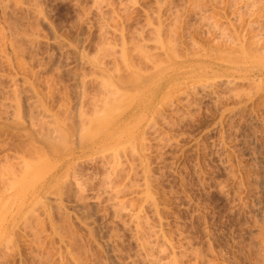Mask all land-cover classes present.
I'll use <instances>...</instances> for the list:
<instances>
[{"label": "rangeland", "instance_id": "rangeland-1", "mask_svg": "<svg viewBox=\"0 0 264 264\" xmlns=\"http://www.w3.org/2000/svg\"><path fill=\"white\" fill-rule=\"evenodd\" d=\"M0 1L6 3L0 4V33H2L5 29V37H7L9 42L11 43H15L17 41L16 43L18 45H20V43L21 45L26 43V45H23L24 47H30V45L33 47L35 46L34 49L38 47V51H36L37 49L34 50L32 47H30L29 50V52H31L30 56L34 53H37L38 56H35L36 54H34L33 57H28L32 60L34 59V57H36L35 60L30 63L33 64L38 60L42 64L40 65L39 62V65H37V62V64L34 63L33 65H36V68L31 64L33 68L37 70V78L36 81L33 82L35 84H39L38 89H41L39 88L41 86L43 88L42 90L46 91L48 90V86H52L50 84L47 86V83H44L45 81L48 83L50 82L51 78L49 80V78L46 79L44 77H48V75H51L52 73L57 75L59 77V80H61L57 83L59 85V88H57L60 90L56 88V91L54 90L53 92L57 93V90L60 92L63 91L67 93V97L63 92L62 93L64 95H60L58 94V92L54 95L55 97L53 96L55 99L51 97L52 99L50 98V100H48V103L50 102L49 105L54 107L57 105L56 107H58V103L61 102L60 99H62L63 96H65L64 101H67V98L70 97L68 101L71 100V103H69H73L72 105H74L77 98V89H75L76 82L75 79H73V71L75 68L76 70L78 68L79 71L81 67L78 66L75 62V59L77 58V55L74 54L75 48H71V50H73L72 52L70 49H68V52L66 48H64L63 50L61 46L59 47L60 44L58 43H60V41H62L61 43H63L64 41V44H66V42L72 41L73 44H76L74 46H82V48H85L86 50H84L89 53H93L95 51L96 47L101 43L100 37L96 35L98 34L99 30V21L98 26L95 25L97 22L96 19L100 20V16H97V14L92 9V11L95 13V15H93L92 12V16H97V18L92 17L91 13L89 12L91 18L89 22L91 23L87 25L86 21H84L86 20L87 16L86 14V17L83 16L84 12L81 13L82 8H80V6H82L87 7V9H91L90 6L92 4V0ZM209 1L206 0L202 2H205V5L207 6L206 3H208ZM235 1L237 4H240L237 2L239 0ZM248 1L249 0L245 1L249 3V5L246 4L245 7L243 5V3L245 2L242 3L241 0L239 1L242 3L240 6L236 3L234 4L233 0H213L211 2L212 5L208 4L209 9H207L208 6L205 7L203 5L204 7H202L204 9L201 8L196 11L195 9L199 8L201 0H193V2L197 3L196 5L194 3L195 8L193 9L191 8L193 7L192 0H167V2L164 0V2H166L167 4L169 2V4H171V7L173 6L175 8L174 9L172 7V10L174 12L171 9H168L169 11L171 10L170 13H174L172 14L173 16L170 15V13L165 14L166 9L168 8L167 6L169 5L165 4L167 6L164 9V17L166 16L167 19L169 18L168 20H166L165 18L166 23H168L170 19L172 20H170V23L173 22V19H175L174 17L176 16L180 17H176L177 19H179V21H177L178 23L181 22L184 26H181L183 32L180 34V39H178V46L180 48V51L183 53L188 49L189 51H198L200 46H203L207 49L209 47H212L211 45L215 44H212V40L214 39L211 40V38H213V34L215 35V32L213 34L212 32L215 30H212L214 28H211L209 27L210 25H207V22L210 23V21H207L205 23V17H203V19L196 18L200 16L196 13L203 10L205 11L203 12L205 15L208 12V14L206 15L207 17L209 15H212V17L210 16L211 19L215 17V19L212 20H216L218 18V24L223 25H220V27L228 28L225 29L226 32H228L227 34H229L231 31V34H229V36L231 35L232 37H230V46L236 39V41H239H235V43H244L245 47L248 46L246 47L247 49L252 48L253 50L254 47H256L254 45H257L261 41V37L262 41L264 40V9H262L264 7L261 5L259 7V0H257L258 4H254L253 1ZM115 2H117L116 5L119 4L118 0H112L113 4H115ZM141 2L144 6H149L151 4H154L155 0H145ZM190 2L192 3L191 6ZM250 2L256 5L255 7L253 5L255 9V11L253 10V12L251 11L253 7L250 6L252 5L250 4ZM33 3L37 6L42 5L40 10L42 9L41 11L43 12L41 14H43V16L30 10V6H32ZM24 5H29V7L27 6L26 8V6ZM105 5L106 4H104L103 7H105ZM197 5L199 6L197 7ZM235 5L239 7L237 8ZM1 7L5 8L2 9ZM243 7H245L246 9H244ZM211 8H214L215 10L213 9L214 11H212ZM259 8L262 9L261 18H257V16L260 15L256 14L260 12ZM236 9L237 14L235 13ZM238 9L241 11L239 12ZM247 9L250 10L251 13ZM135 10V13L133 11L129 12L130 14L132 13L131 16H134L133 18H130L131 16L128 13V15L130 16L128 20H130L131 23L129 21L126 22V24L128 23L127 26L129 25V23L131 26L136 24V22L143 23V13L142 11H140L141 9H138V11ZM193 10L194 12H196L194 13ZM177 11L179 12L177 13L178 15L176 14ZM254 12H256L255 14L257 16L251 15ZM239 13L240 15H238ZM170 16L172 17L170 18ZM81 17H84L85 19ZM253 17H255L256 19ZM80 19L83 21H81ZM208 19L209 17L206 20ZM251 19H255L254 21L261 20V24L260 22H258V24L257 21L253 22ZM250 20L252 22H250ZM83 22L85 25L83 24ZM249 22L251 24H249ZM255 23H257L256 25H261L262 27L258 26V30V27L255 25ZM90 24H94L95 29L92 27V25L89 26ZM31 26L32 28H35L33 29V31L31 30ZM204 26L206 28L208 26V28L204 29ZM128 27H126L127 31ZM210 28L212 31L209 32ZM260 28L263 29L261 31V34H263L261 37L259 36L261 35L259 32L261 30ZM20 29L21 31L23 29L21 35ZM36 29H39V32H37ZM25 30L26 32L27 30H31L28 32L29 34L33 32L35 33L36 31L37 34L39 33L38 36L41 37L42 40H40L39 38L38 41L36 40L35 45L30 43V45H28V40L20 38V36L25 37L22 35ZM26 32L24 35L27 34ZM208 32L211 33L212 36H210ZM255 33H258L257 35L259 37ZM3 34H1L0 37L3 38V36L5 35ZM9 34H12L13 37L15 36L14 39L19 36L18 38H20L21 40L18 38V40H12V35L10 36ZM16 34L18 35L16 36ZM254 34L255 36H257L255 37L256 39H260L259 41L258 39H254ZM234 35H236L237 37ZM54 36L57 37L55 38ZM5 37L3 38L5 40H3V43L2 40H0V105L3 100V102L5 101V103L2 102V104L6 107H9L6 103H10L9 101H11L10 99H12V97H9L10 99L7 98V91L9 92V90L13 86H10V88L7 87L9 83L15 86V83L10 81L11 77L17 80H15V82L17 86H19V81L24 82L23 76H26V74L23 73L21 69L17 68V70L22 71H20L22 74H16L18 72L14 68L17 66V62L16 59L15 62L13 60L15 58L13 46L17 47L18 45L15 44V46L14 44H12L7 47L8 44L6 43V46H4V42L8 41ZM111 37L112 36H110V38ZM193 39H195V41H198L197 45L199 46L196 50L195 48L197 47L195 46L197 45ZM252 40L257 41L255 42L256 44H253L254 42ZM191 41L193 46L195 44V48H193V46L192 48H190L192 44L190 45L189 42ZM221 41L219 43L222 48V46L224 47L226 46V44L225 42H223L224 39L222 41L223 43ZM37 42L38 44L36 45ZM249 43L251 44V47L249 46ZM260 43L263 47L260 46V44L259 46L261 49H263L261 50L259 48L258 50H261L263 52L264 43ZM1 45H3V48ZM227 45L229 46L228 42ZM228 46L224 47V49L226 50ZM232 47L233 46L229 48ZM3 49L4 51L7 49V52L10 51L11 55L9 53L8 56L6 51L2 52ZM9 49H12L13 53ZM33 50L34 53H32ZM61 50H63L62 53ZM227 50L231 52V49ZM192 51L189 52V54L192 53ZM235 51L236 49H234V51L232 50L231 54H233V52ZM237 51L239 53L238 48ZM254 51L257 52V47L254 49ZM1 52L4 54L6 53L5 55L8 56V58L10 57L9 59H11L12 56L14 65L11 60L9 61L10 63L7 62L8 60ZM65 52L67 53V55ZM27 54L29 55L28 52L26 53V55ZM40 56L42 58L41 61L39 60ZM64 57H68V59ZM60 59H62V62ZM63 60H65L66 63H64ZM66 60H69L70 63H68L71 65L67 64ZM29 61L30 60H28V62ZM11 65L15 67L12 66V68L10 67ZM37 66H40L41 68H38ZM86 69L89 68L86 67ZM14 70L16 71V73ZM257 71L258 70H256L255 72L251 71L250 74H246L245 72L231 73L229 76L221 74L210 79H208V77L206 78L205 75L200 73L193 79L183 80L181 85H178V87L175 86L167 88L165 93L167 94V99L161 104L159 114L155 116L154 125H152V128L148 131L146 136V148H143V150H145L143 151L145 153L143 158L144 163H142L143 165L138 162V159L140 158L136 154V152L138 151L136 146V149H134L137 151L134 152L133 150L134 154L132 150L129 149L131 147H126V145L129 146V143L124 145L120 149L124 150L126 147L125 153H127L124 154V151L122 150L123 152H121L123 154H120L121 152L119 151L118 155H120V158L125 159L123 160L124 162H122L123 167H121V170L119 169L121 171L119 172V174L121 175L117 176L118 178L114 176L115 178H117V180H115V184L113 185L114 180L111 179L113 180L111 184L114 187H119V185L120 187L123 186V191L119 187L121 190V194L119 193V198H123L121 199L126 202L128 209L132 210L134 208L133 210L138 211V209H141L143 211L144 208L145 211L142 215L144 216V218L149 217L148 219L145 218V220L147 219L148 222L150 221L149 223H152L151 225L154 224L155 227L159 223L163 226L161 227L159 226V224L157 227H159L161 231L164 230V232L162 233H164V236H166L165 238L169 242L171 241L170 243H173V248H176V252L173 251L176 255L174 256H178V258H175L173 256L172 250H166L168 247H170L168 246L165 248V253L162 252L165 255H163L162 253L159 254V250L158 252L155 251L156 254L158 253L162 257V260H166L172 255L171 257L173 259L175 258L176 260H178V264L179 262L180 264H264V75L259 74V72ZM19 75L22 76V78ZM15 77L19 78L17 79ZM39 77H41L42 79L40 78L41 80L38 81ZM58 77L55 78L56 81ZM44 84L46 87L44 86ZM19 87L22 88L23 84H21ZM5 92L7 94H5ZM25 92L27 91H24L22 93ZM22 95L20 96V98L23 97L21 99V105L23 106L22 109L24 112H22V115H24L25 118L28 116V119V114H30L28 113L30 110L28 108L29 106L26 107V97H28V94L26 93V97L25 94ZM3 96H5V99L9 101L6 102ZM64 101L62 99V103L68 104V102ZM72 105L69 106L72 107ZM10 111H12V109H9V111L7 112L9 113ZM4 112V107H2L1 105V120L4 121L5 119H8L7 117L9 116V118H11V115H9L11 113H9L8 116L7 113ZM19 132L10 127H0V157L4 158L5 154H7L8 157L10 156L12 158L16 154H25V152L27 153L29 151L28 141H26L27 139L24 137L23 133ZM130 144H132V146L134 147L133 143ZM130 151L132 152V154L128 156L129 153H131ZM108 154L109 155H107L106 158H103L100 155L101 157H91L89 159H84L79 163L76 172L81 177L79 178L78 176V178L82 181L81 182L79 180L81 188L84 187L82 190L83 192H85L86 198L82 196L84 195L82 191L79 192L77 190L78 188L76 187V185H74L75 183H72L66 189V194L61 202V205L63 206L59 207L57 205L56 207L57 209L61 208V211H57L55 208V204L53 205L55 208L53 209V217H55V219H58V221L61 223L63 218L66 217V213L68 212L67 215H69L68 218L70 219L69 225H72V227L70 225L71 228L75 227L74 231L75 233L77 232L76 238L79 237V239H77L78 241H69L70 238H68V236H72L73 230H71L68 226L67 227L69 228V230L68 228L67 230L71 231V233L68 231H63L67 234L65 235L64 233L65 237L63 236V238H68V240L61 238L62 233L60 231L62 230V228L59 229V232L56 235L52 231V226L50 227V220L45 216L43 219H48L44 221L46 223V231L48 232H44L42 235L43 238L41 244L43 245L39 247L36 246V244L34 245V242L32 241L33 238H30V233H28L26 230L24 231L23 229H21L20 233L17 236L18 239L16 241V245L9 248V253L7 251L5 252V254L7 253L6 255L2 254L0 256V264H68V262H70V264H73L74 262L73 260H71L72 258L69 257L71 255H69L68 253L71 251V249L75 253L83 252L82 256L83 258L85 257L88 260V264H146V262H144L145 260H143V258L141 259L142 255L140 256V251H138L139 246H137V236L135 234L134 227L131 226L130 228V226L123 225V222H126V219L127 223L129 222V217L127 215H124L126 214V212H123L122 215L118 214L115 216L111 206H108L111 204L114 198L111 197L109 199L107 198V194L104 195V193H106L104 192L105 185L110 184L108 183V180L110 179V177L108 176V173L110 171L109 165L111 166L113 163V154ZM110 155L111 157H109ZM132 155L135 157H132ZM134 158L136 159V162H138V164L140 163V165L137 166V164L134 163ZM129 160H132L131 162L133 164ZM147 163L148 166L146 165ZM130 165L136 166L135 169L133 166V172L130 168ZM122 169L124 170L122 171ZM130 170L132 173L131 176H129L131 178L130 181L132 180V182H130L128 179ZM146 172H150V175ZM144 182L146 183V187H143ZM124 185H126L127 187H125ZM148 185L149 187H147ZM107 188L108 186L106 187V189ZM145 188L147 192H150L149 194H152V197H150L151 199L149 200L153 201V203L150 202V205L148 201L145 202V197L144 200L140 199L143 198L141 196L143 194L142 191H144ZM138 190L141 191L142 194H140ZM77 191L82 194L77 193ZM78 194L81 195L82 198H85V200H81V196H79ZM96 196L97 201L95 198ZM127 198L129 201H131L129 202L128 200H125ZM99 200L101 201L98 202ZM63 211L66 213H63V218H61L60 216ZM42 212L44 211H40V214L44 216V213ZM58 212L61 213H59V218ZM119 215H121V217H119ZM68 218L66 217L67 222ZM119 220L121 222H119ZM151 225L149 226L150 229L148 228V226H146L147 230L149 229V232L146 231V229L144 230V232L146 231L148 235L147 236L145 233L144 236L148 237L149 240L150 238H153V236H150L151 234H149L151 233L150 231L152 229H157V227H153L151 229ZM68 233H70L71 236L70 234L68 235ZM71 238L73 239V236ZM160 240H163V238ZM160 240L156 242L153 238L150 241H153L152 244H154V241L157 244H162V241ZM66 242L68 244H66ZM69 243H75V245H70ZM157 244L154 245L156 246V249H159L157 247L159 245ZM78 246L81 248H85L86 246V249L82 248V251ZM161 246L163 248L164 244ZM64 251L68 253L67 258V254H62L65 253ZM72 251L71 254H73ZM84 253L86 255H84ZM58 256L61 260L65 258L62 261L66 262L68 257L69 260H67L68 262L66 263H62V261H60L59 259V263ZM161 257L158 258L157 256L159 260L161 259ZM87 260H85L86 264ZM162 260H160L159 262L163 263L164 260ZM164 264L169 263L167 261L166 263L164 262Z\"/></svg>", "mask_w": 264, "mask_h": 264}, {"label": "bare ground", "instance_id": "bare-ground-1", "mask_svg": "<svg viewBox=\"0 0 264 264\" xmlns=\"http://www.w3.org/2000/svg\"><path fill=\"white\" fill-rule=\"evenodd\" d=\"M4 1H6V0H4ZM13 1H15V0H13ZM33 1H36V0H33ZM141 1H145V0H118L119 4L116 5L117 2H115V4H113L112 0L111 1L110 0L109 1L108 0H92V4L90 6L91 9H87V7L80 6V8H82L81 13L84 12L83 16H85V14L87 16L86 20H84V21H86L87 25L89 23H91L89 21L91 19L90 13L92 16V12H93L92 9L97 14V16H100V20L96 19L97 22L95 25L98 26V21H99V26H98L99 30H98V34H96V35H98L100 37L101 43L98 46L96 45L97 47H96L94 52L92 51L93 53H91V52L89 53V52L85 51L86 49L82 48V46L81 47H78L79 45L74 46L76 44H73L72 41H71L72 44L70 41H69L70 43L65 41L66 44H64V41H63V43H61L62 41H60V43H58V44H60L59 47L61 46V48H63V50H64V48H66L68 52H69L68 49L71 50V48H75L74 50L76 53L74 52V54L77 55V58L75 59V57H76V55H75L74 59L76 60L75 62L77 63V65L81 67V69L79 71H78V68H77V70L75 68L73 71L74 72V75H73L74 78L73 79H75V82H76L75 83L76 84L75 89H77L76 90L77 91L76 92L77 98H76V102L74 105H72L73 103L70 104L71 100L68 101V99H70V97L67 98V101H64V97L65 96L67 97V95H66L67 93H65L61 90L65 94V96H63V97L61 96L63 101L68 102V104L72 105V107L69 106L67 103H62V99H60L61 102L58 103V107H56L57 105L55 106L56 108L54 106L49 105L50 102L48 103V100H50L51 97H53L58 92H59L58 94H60V95L63 94L62 92L58 91L60 89H58L59 85L57 83H58V81H61V80H59V77L57 75H55L54 73H52L51 75H48V77H44L46 79L49 78V80L51 78V80H50L51 83L50 82L48 83L46 81L44 83H47L46 84L47 86L49 84L52 85V86H48V90L45 89L46 91L42 90L43 88L41 86L39 87L41 89H38L39 84H35L33 82V81H36V78H37L36 77L37 76V73H36L37 70L33 68V66H34L33 64L34 63L37 64L39 61L36 59L37 61H35L32 64L30 62H33V60H35L36 57H34L33 60L29 59V58L31 56L33 57L34 54H36L35 56H38L37 53H34V50L37 49L36 51H38V47H36V49H34L35 46L33 47L30 44L35 45L36 40L38 41L39 38H40V40H42L41 37L38 36L39 33L38 34L36 33V31L39 32L38 31L39 29L38 30L36 29V31L34 30L35 33L33 32V33L29 34L28 33L29 31H31V30L33 31V29H35V28H32V26H31V28H32V29L30 28L31 30H29V31L27 30V32L25 30L24 33L22 34L25 37L20 36V38H24L25 40H28L27 44L30 45V47H32L34 49L32 51V53H34V54H32L31 56H30L31 52H29L30 47L25 46L26 47L25 48L23 46V45H26L25 42H23L25 44H22V45L20 43L21 46L16 43L17 41L15 43L14 42L11 43V42H9L8 38L5 37L6 36L5 29H4L5 32L3 31L2 33H0V36H1V34L4 33L5 35L3 34L4 35L3 38L5 37L8 40V41L6 40L7 42H4V46H6V43L8 44L7 47H9V45H12V44L18 45L17 47L13 46L14 52H15V55H14L15 58L13 60L15 62V59H16L17 66L16 67L13 66L14 62L12 61V56H11V59H9L10 57L8 58L9 53H10L9 50H11L13 53L12 49H9L8 50L9 52L6 51L7 49L5 50L6 53L8 54V56L5 55L6 53L5 54L2 53V52H5L4 49L1 53L4 54V57L8 60L7 62H9L11 60V62L13 63V65H11L10 67L13 66V67H15L14 69H16V68L21 69L23 71V73L26 74V76H23L24 82L19 81L20 85L23 84L22 88L19 87L20 85L17 86V84L15 82L16 79H14L13 77H11V79H10L8 77L10 79V81L15 83V86L11 85L9 83L7 88H10V86L11 87L13 86L14 88L12 87L10 90L8 89L9 90V92L7 91L8 94L6 92H5V94H7L8 99H10L11 97H12V99H10L11 101H9V100L5 99V96H3L4 100H6V102L9 101L10 103H6L7 106H9V107H6L5 105L2 104V102H3V100H2L1 105H2V107H4V110H5L4 113H7V115L9 113H11V114H9V115H11V118H9L10 116L8 115L9 116V117H7L8 119H5L4 121L0 119V127L1 128L10 127V128L17 130L18 132L20 131L19 133L24 134V137L27 139L26 141H28V145H29V151L27 153L25 152V154H20V155L16 154L12 158L10 156H9L10 157L9 158L7 154H5L4 158L0 157L1 158L0 159V256L2 254H5V252H7V251L9 253V251H10L9 248L16 245V241L18 239L17 236L20 233L21 229H23L24 231L26 230L28 233H30V238L31 237L33 238L32 241L34 242L33 243L34 245L36 244V246H38V247L42 246L43 245V244H41L42 238H43L42 235L44 232H48V231H46L47 229H46V225H45L46 223L44 222L45 220H48V219L50 220V222H51L50 227L52 226L51 227L52 231L56 235L58 234L59 229L62 228V230L60 231L62 233V237H61L62 239H65V238H63V236L65 237V235H67L65 232L68 231L69 228L74 231L75 227L71 228L72 225L70 224L71 227L69 225L70 219L68 218L69 215H67L68 212L66 213L63 211L62 214L60 212H58V218H59L60 214H61L60 217L63 218V213H66V217L68 218V222L66 221V217H64L63 220L60 218L62 220V223H61L58 221V219H55V217H53V213H54L53 209H55L57 207V205L59 207L63 206V205H61V202L64 199V196L66 194V189L68 186H70V184L75 183L74 185H76V187L78 188L77 190L79 192L80 191L83 192L82 189L84 187L81 188V185L79 182V180L81 181V179H79L81 177L76 172V169L79 166V163L84 159H89L91 157H96V156L97 157L102 156L103 158H106V156L109 155L108 153L113 154L112 155L113 156V159H112L113 163L111 166L109 165L110 171L108 173V176L110 177V179L108 180V183H110V184H106V182H107V179H106V182H105L106 185L104 188V190H105L104 192H106V193H104V195L107 194V198L110 199L112 197L114 199L110 205H108V204L107 205L111 206V208L114 211L115 216L118 214L122 215L123 212L124 213L126 212V214H124V215H127L129 217V222L127 223V219H126V222H123L124 223L123 225L130 226V228H131V226L134 227L135 234L137 236L136 237V240L138 243L137 246H139L138 251H140V253H139L140 256L142 255L141 259L143 258V260H145L144 262H146V264L147 263L148 264H159L160 263L159 261L162 260V257L159 255L160 253H162V252L165 253L166 250L170 249V250H172L173 256L175 255L174 253L176 252L175 251L176 248H173V246H174L173 243H170L171 241L169 242L165 238L166 236H164V233H162V232H164V230L161 231V229H159V227H157L160 223L158 225H156L157 229H152L153 227L154 228H156V227L154 224L151 225L152 223L150 224L149 223L150 221L148 222L147 219L149 217L148 218L145 217V218H147L145 220L144 216L142 215L143 212L145 211L144 208H143V211L141 209H138V211H137V210H133L134 208L131 206L133 209L131 208L132 210H130V209H128V207L126 205V202L124 200H122L123 198L122 197H121L122 199L119 198L120 194H121V190L123 191V189H122L123 186L120 187V185H119L121 190L118 186L117 187L113 186L115 184L114 183L115 180H117V178H118L117 176L121 175V174H119V172H121L120 171L121 167H123L122 162H124L123 160L125 159V158L124 159L120 158V155H118L119 151L121 152L123 149L122 150H120V149L124 145L129 143V146L126 145V147L127 148L131 147L129 149L132 150V152H133V150H134V152L137 151V150H135L137 148L138 151L136 152V154L140 158V159H138V162H140L141 164L144 163L143 158H144L145 153L143 151H145V150H143V148H146L145 147L146 141H147L146 136H147L148 131L152 128V125H154L155 116L157 114H159V111L161 109V104L167 99V94H165L167 88L175 87V86L178 87V85H181L183 80L193 79V78L197 77L200 73L205 75L206 78L208 77V79L219 76L221 74L226 75V76H229L231 73H240V72L241 73L245 72L246 74H248V73L250 74L251 71L255 72L256 70H258L257 72H259V74L264 75V50L262 52L261 50L263 48L262 49L260 48V46H262L260 42L264 43V40L262 41V37H261L264 33L261 34V31L263 29L260 28L261 30L259 32L261 35H259V36L261 37L260 38L261 41L257 45H254L257 47V52H255L256 50L254 51V49L256 48L254 46H253L254 49L252 50V48L247 49L246 47H248V46L245 47L244 43H239V42L235 43L236 39L235 40L232 39V40H234V42L233 41L232 42L234 43L235 46L232 43L231 46H233V47L229 48V47H231L230 44H231V38L232 37H231V35L229 36V34H231V31L229 34H227L228 32H226L225 29H228V28L220 27L221 24L220 25L218 24V21H217L218 18L217 17H216L217 18L216 20H212V19H215V17L211 19L210 16L212 17V15H209L208 17H209V19L212 20V22H211V20H209V19L206 20L208 18L206 16L208 14V12L206 15L203 13V12H205L203 10L204 9L203 7L204 6L207 7L208 4L210 5L213 0L212 1L210 0L211 2L209 0H207V1H209L208 3H206L207 6L205 5V2H202V1H206V0H201V4H200L201 7L199 5H197V7L199 6V8H197L195 10L197 11V10L203 8L202 9L203 11H201V12L198 11L196 14L200 15L201 17L199 16L196 18L203 19V17H205V18L207 17L206 19L204 18L205 23L207 21H210V23L207 22V25H210L209 27L214 28L212 30H215L212 32V34L215 32V35L213 34V38H211V40L212 39L215 40V42H214V40H212L213 41L212 44L215 43L214 44L215 46L210 44L212 47H209L207 49L204 48L203 46H200L199 50L195 51V52H194V50L192 51L190 49L193 53V56H192V53L189 54V52H191V51H189L188 48H187L188 50H186L183 53L180 51V48L178 46V42H179L178 39H180L179 38L180 34L183 32L181 26H184L181 22L178 23L179 19H177V18H180V17L175 15L177 17V18L174 17L176 19V21H175V19L172 18L173 22H171V23H170L171 19L168 21V23H166V21H165V18H166V20L169 19V18L167 19L166 16L164 17V9L169 4V2L167 4L166 3L167 0H165L166 2H164V0L163 1L162 0H155L154 4H151L149 6L148 5L144 6ZM195 1H198V0H195ZM234 1L235 0H233V2ZM239 1H237V2L240 4H237L236 1L234 2V4L236 3L237 5L240 6L243 2H245L247 0H245V1L241 0L242 3ZM249 1H253L254 4H258L257 0H256V2H255V0H249ZM261 1L259 0V3H260L259 7H260V5L264 7V5H262V4H264V2H263L264 0L262 1L263 3ZM192 2H193V0H192ZM199 2H198V4H199ZM2 3L6 4L5 2L0 1V4H2ZM16 3H17V1H16ZM18 3H20V2H18ZM34 3L32 6H30V8H31L30 10H32L34 13L41 14L43 12V11H41L42 9L40 10L42 5L40 4L41 6H37ZM36 3H38V2H36ZM88 3H90V2H88ZM194 3H195V5L197 4L196 2H193V4L190 2V6H191V4L193 6V7H191L192 9L195 8ZM202 3H204V4H202ZM104 4H106L105 7H103ZM165 4H167V5H165ZM246 4L249 5V3H247V2L243 3L244 6ZM250 4H252V3L250 2ZM254 4H252L250 6L253 7ZM169 5H170V7H169ZM169 5L167 6L168 8L166 9L165 14L170 13V11L172 10L173 6L171 7V4H169ZM24 6H26V5H24ZM27 6L29 7V5H27ZM27 6H26V8H27ZM239 6H236V7L238 8ZM255 6L256 5H254V7ZM20 7H21V5H20ZM245 7H243V8L246 9ZM254 7H253V9L250 8L252 12H253V10L255 11ZM3 8H5V7H3ZM135 9L137 11H138V9H141L140 11H142V13H143L142 14V17H143L142 22L143 23H139V22L137 23L136 22V24L131 26L130 25L131 21L128 20V18L132 15V13L130 14L129 12L130 11L134 12ZM168 9H171V10L169 11ZM207 9H209V6ZM211 9H212V11L215 10L214 8H211ZM262 9H264V8H262ZM262 9L259 8L260 12L257 10L260 14L254 12L251 15L253 16V15L257 14V15H260V16L256 15L257 18H259V17L261 18L262 17V14H261ZM106 10H108V11H106ZM217 10H218V8H217ZM167 11H169V12H167ZM236 11H237V9L235 10V13H236ZM240 11L241 10H239V12ZM248 11L251 13L250 10H248ZM78 12H79V10H78ZM94 12H93V15H95ZM173 12H171L170 15L174 14ZM193 12H194V10H193ZM88 13H89V15H88ZM128 13L130 16L128 15ZM177 13H179V12L177 11L176 14ZM241 14H242V12H241ZM41 15L43 16V14H41ZM203 15H205V16H203ZM238 15H240V13ZM97 16H95V17L97 18ZM172 16H170V18ZM92 17H94V16H92ZM133 17L134 16H131L130 18H133ZM81 18H84V17H81ZM253 18H255V17H253ZM126 19H127V21H126ZM132 20H135V19H132ZM251 20H250V22H252V21L256 22L257 21V20L256 21H254V20L251 21ZM81 21H83V20H81ZM93 21H95V20H93ZM128 21L130 22L128 25L130 27L127 26L128 23L126 24V22H128ZM213 21H215V22H213ZM260 21L258 20L257 23ZM250 22H249V24H251ZM180 23H181V25H180ZM257 23H255V25ZM83 24H84V22H83ZM260 24H261V22H260ZM91 25L92 24H90L89 26H91ZM95 25L93 24L92 27L94 28ZM252 25H254V24H252ZM97 26H96V28H97ZM205 26H206V24H205ZM205 26H204V29H207L208 26H207V28ZM221 26H223V25H221ZM256 26L262 27L261 25H256ZM126 27H128V31L126 30ZM259 27H258V30H259ZM211 28L209 29V32L212 31ZM0 31H1V27H0ZM22 31H23V29H22ZM22 31L20 29V35H21ZM91 31H92V28H91ZM25 32L27 33L26 35H24ZM54 32H56V31H54ZM16 33H17V31H16ZM258 33H255V34L257 35ZM18 34H19V31H18ZM18 34H16V36ZM209 34H210V36H212L211 33H209ZM255 34H254V39L255 40L258 39V41H259L260 40L259 38H257V39L255 38L258 35L255 36ZM236 35H234V36H236ZM110 36H112V37L110 38ZM18 37L19 36H17V38ZM1 38L2 37H0V40H2V43H3L4 39L3 38L1 39ZM11 38H12V40L20 39V38L14 39L15 36L13 37V35L11 36ZM9 39H10V37H9ZM24 39H23V41H24ZM223 39H224V41H223ZM63 40H64V38H63ZM193 40L197 45L198 41H195V39H193ZM221 40L223 42H225L226 46H228L227 42L229 43V46L227 47V49H231V52L226 49L228 51L227 52L224 49V47H226V46H224V47L222 46V48H221L220 43H219ZM10 41H11V39H10ZM237 41H239V40H237ZM253 42H254L253 44H256L255 42H257V41H253ZM9 43H11V44H9ZM189 43L191 45L192 41ZM37 44H38V42L36 43V45ZM95 44H97V43H95ZM259 44H260V46H259ZM1 46L3 48V45H1ZM192 46H193V44L191 45L190 48H192ZM194 46H195V44H194ZM194 46H193V48L197 47V48H195V50H196V49H198L199 45H197L195 47ZM249 46L251 47V44ZM7 47H4V48H7ZM237 48L239 49V53L237 51ZM259 48L261 50H258ZM234 49H236L235 52H237V53L233 52V54H231L232 50L234 51ZM63 50H61V53ZM26 51L29 53V55L27 54L28 56L26 55V53H27ZM72 51L73 50H71V52ZM258 52H260V53H258ZM10 55H11V53H10ZM66 55H67V53H66ZM61 57H62V55H61ZM1 58H3V57H1ZM27 58H28V60H30L29 62H28ZM64 58L68 59V57H64ZM38 59H39V57H38ZM41 59L42 58L40 56L39 60L41 61ZM60 60L62 62V59H60ZM63 61H64V63H66L65 60H63ZM68 62H69V60L67 61V64L70 63V62L69 63ZM39 63L37 65H39ZM40 65H42V64L40 63ZM69 65H71V64H69ZM75 66H73V67H75ZM7 67H9V66H7ZM37 67L41 68L40 66H37ZM86 67H88L89 69H86ZM20 71L17 70L18 73H16V71H15V73L19 74L22 72V71L21 72ZM73 72H72V74H73ZM227 72H230V73H227ZM38 74H39V71H38ZM54 75H55V77H54ZM20 77L22 78V76H20ZM30 77H31V79H30ZM41 77H39L38 81L42 79ZM56 77H58L57 81L55 79ZM15 78L18 79L19 77H15ZM44 86H45V84H44ZM56 88L58 89L57 93L53 92L54 90L56 91ZM24 91H27V92L22 93ZM3 93H4V91H3ZM11 93L13 96L11 95ZM26 93L28 94L27 95L28 97H26ZM9 94H10V96H9ZM22 94H25L26 101H27L26 107L29 106L28 108L30 109L28 112V113H30V114H28L29 115L28 119H27L28 116L25 118V116L22 115L24 113L23 109H22L23 106L21 105V103H22L21 99L23 97L20 98V96ZM3 103H5V101ZM9 109H12V111H10L8 113L7 111H9ZM23 116L25 119L23 118ZM21 137H23V136H21ZM130 143H133L134 147ZM135 146H136V148H135ZM126 147L123 150L124 152L122 151L124 154L127 153V152L125 153ZM122 152L120 154H123ZM132 152L129 153L128 156H130V154H132ZM134 152H133V154H134ZM109 157H111V155ZM124 157H125V155H124ZM132 157H135V156L132 155ZM9 160H10V163H9ZM126 160H128V159H126ZM134 160L133 161L135 164H137V166L140 165V163L138 164V162H136L135 158H134ZM146 165L148 166V163ZM133 166H134V169L136 167L135 165H132L130 167L131 170H132ZM123 170L124 169H122V171ZM131 170H130L128 176L129 175L131 176V173L133 172V170H132V172H131ZM148 171H150V170H148ZM147 174L150 175V172ZM78 176H79V178H78ZM114 176L117 178H115ZM130 176L128 177L129 181L131 179ZM112 177H114V178H112ZM111 179H113L114 181ZM112 181H113V185L111 184ZM130 182H132V180ZM145 182H146V178H145ZM145 182L143 183L144 184L143 187H146ZM148 182H149V178H148ZM149 185L147 187H149ZM107 186H108V188L106 189ZM124 186L127 187L126 185H124ZM139 188H141V187H139ZM137 189H138V187H137ZM133 190H134V188H133ZM78 191H77V193H79ZM141 191H142V189H141ZM141 191H139V192H140V194H142V192H143V194L141 196L143 198H140V199L144 200V197H145V200H146L145 202L148 201L149 205L151 203H153V201L149 200V199H151L150 197H152L151 196L152 194H149L150 192H147L146 188L144 191H142V192ZM139 192H138V194H139ZM151 192H152V190H151ZM79 194H82V193H79ZM83 194L84 195H82V196H84L86 198L85 192H83ZM79 196H81V195H79ZM82 196H81V198L80 197L79 198L81 200H83V199L85 200V198H82ZM97 196L95 197L96 201H97ZM125 200H128V198ZM152 200H153V198H152ZM100 201L101 200H99L98 202H100ZM54 204H55V208L53 206ZM129 205H131V204H129ZM60 209L56 208L57 211ZM40 211H44V212H42V213H44V216L42 214H40ZM121 215H119V217H121ZM45 216L48 219H46V218L43 219ZM159 218H161V217H159ZM159 218H158V220H159ZM84 221H85V219H84ZM145 221H147V222H145ZM119 222H121V221L119 220ZM149 224L151 225V229H152L150 231L151 233H149V234H151L150 236H153V238L156 242H158L162 238L164 240V243H163V240H160V241H162V244H159V243L157 244L154 241L155 245L156 244L159 245V246H157L159 249H156V246L154 244H152L153 241H150L153 238H150V240H149L148 237L144 236L146 231H148L150 229ZM146 226H148V228H149L148 230H147ZM159 226L163 227L161 224ZM67 228H68V230H67ZM145 229H146V231L144 232ZM63 231H65V232H63ZM73 231H72L73 239L71 238L72 237L70 234L71 231H68V232H70V233H68V235L70 234V236H71V237L68 236V238H70L69 239L70 242H72V240H74V242H75V240L78 241L77 239H79V237L76 238L77 232L75 233V231H74V234H75V239H74ZM64 233H65V235H64ZM133 234H132V238H133ZM146 235H147V233H146ZM68 238L65 240H68ZM78 243H76V244H78ZM104 243H105V241H104ZM113 243H115V242H113ZM66 244H68V243L66 242ZM72 244L75 245V243H72ZM72 244H70V245H72ZM163 244H164V246L162 248L161 245H163ZM82 246H83V244H82ZM168 246H170V247H168ZM166 247H168V248L165 250ZM82 248L79 247V249H81L83 251V249H86V246H85V248H83V249ZM158 250L160 252H159V254L157 253L158 254L157 255L155 253V251L158 252ZM71 251H72V249H71ZM71 251L70 252L67 251V252L69 253V255H71L69 257L72 258L71 260H73V262H74L73 264H86L85 260H87V259L85 257L83 258V256H82L83 252L75 253L72 251L73 254H71ZM84 251H86V250H84ZM173 251H175V252H173ZM68 253L65 252L62 254L63 255L67 254L66 255V258H67ZM62 254H61V256H62ZM84 255H86V254L84 253ZM163 255H165V254H163ZM157 256H158V258L161 257V259L159 260L157 258ZM171 256L170 257L168 256L169 257V258H167L168 260L166 259L168 261V263L169 264L170 263L171 264H178V260L175 259V258H178V256L175 257L176 256L175 255L174 259ZM69 257L67 260H69ZM59 259L60 258L58 256V261H59ZM63 259H65V258H63ZM170 259H171V261H170ZM62 260L60 259V261H62ZM67 260H66V262H68ZM166 260H164L165 263L167 262ZM60 261H59V263H60ZM63 262H65V261H62V263ZM164 262L160 263V264H164ZM68 264H70V262H68ZM87 264H88V260H87ZM126 264H128V263H126ZM179 264H180V262H179Z\"/></svg>", "mask_w": 264, "mask_h": 264}]
</instances>
